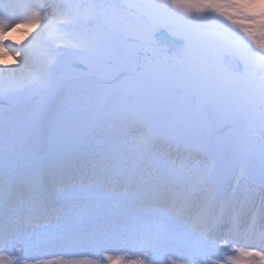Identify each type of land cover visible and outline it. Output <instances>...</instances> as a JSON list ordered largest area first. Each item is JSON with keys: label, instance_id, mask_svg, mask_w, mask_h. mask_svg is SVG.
Here are the masks:
<instances>
[{"label": "snow or ice", "instance_id": "6c2138e0", "mask_svg": "<svg viewBox=\"0 0 264 264\" xmlns=\"http://www.w3.org/2000/svg\"><path fill=\"white\" fill-rule=\"evenodd\" d=\"M16 33L31 39L13 42ZM8 56L0 264L35 259L17 247L22 232L95 242L94 218L121 226L132 252L100 264H264V0H0V60ZM77 122L106 134L102 206L75 189L67 160L40 151L51 128ZM193 149L204 167L182 158ZM219 161L239 169L234 182ZM74 200L85 202L78 216L63 203ZM180 229L200 244L170 246ZM39 264L98 258L51 253Z\"/></svg>", "mask_w": 264, "mask_h": 264}, {"label": "rangeland", "instance_id": "374dc122", "mask_svg": "<svg viewBox=\"0 0 264 264\" xmlns=\"http://www.w3.org/2000/svg\"><path fill=\"white\" fill-rule=\"evenodd\" d=\"M23 39V37H21ZM20 39V40H22ZM25 39V38H24ZM24 41V40H23ZM22 41V42H23ZM28 41V40H26ZM157 41L161 46L165 47H171L173 44V39L172 37L166 32V31H161L159 35L157 36ZM11 57V56H10ZM13 63H11L12 65ZM4 102H0L2 104ZM106 142V143H104ZM97 144V145H107L108 141L106 138V134L104 131L90 123H80L77 122L73 124L70 127H53L49 130L48 136L46 140H42L40 146H42V150L44 153H46L48 156L51 158H54L57 153L65 154L67 148L74 149V152H76L74 155H78L81 153L79 149H84L86 146L90 148L92 145ZM73 152V153H74ZM97 155L95 156L94 162L92 163V166L95 169H99L103 167V164L107 162L108 158V152L106 151H99L96 153ZM103 155L106 160H100L99 156ZM182 158H184L188 164L190 165H195L197 167H204L208 163V158L202 153L198 152L195 149H193L191 152H183L181 153ZM210 155H215L214 153ZM78 159H74V165L77 166ZM220 166L225 169V172L229 171L228 174V182L227 183H232L233 176L237 172L236 168H229L227 163L224 161H219ZM83 165V164H82ZM72 168V167H71ZM77 170V169H76ZM76 170L72 168L71 175H70V180L74 177H72L73 174H76ZM102 180L98 174L94 176L89 177L88 179L85 180V186L77 188L75 186V189L77 191H84V192H91L94 193L96 196L99 197V199L90 201L89 203L93 206L95 205H105L110 202L111 200V193L108 190L107 185H102ZM105 187V189H103ZM77 201V200H74ZM82 206L83 209L82 211H79L78 213L70 212L66 210L69 215L71 216H78L80 215L84 209H85V202L80 201L79 202ZM93 225H95L96 230L98 232V239L95 242L90 241V245L94 244H103L106 242H110L109 240H106L108 236H113L116 233L118 234V240L121 241H126V233L123 231L121 227H119L116 224H103L101 219L99 218H94L92 221ZM103 224V227L101 225ZM184 235L186 236L185 239L183 240V243L186 245L191 244V239H196L198 242H201V237L199 236L198 233H193L189 230H185ZM37 237V239H36ZM181 237V236H180ZM53 240H58V241H64L59 237H51L50 235L41 232V234L37 233L34 238L30 239L25 236H19V242L17 244V247L20 245H23V255L26 257H34L35 259H28L27 261H22V264H39L40 261L44 259L41 254L42 252H35L33 248L35 246L39 245H48V241H53ZM169 240H172V237H169ZM45 241V242H44ZM43 243V244H42ZM65 247H67V243L65 242ZM38 247H36V250ZM46 254V253H45ZM47 255V254H46ZM84 256H88L87 254H84ZM104 256H102L103 258ZM91 258V257H90ZM100 264V263H99Z\"/></svg>", "mask_w": 264, "mask_h": 264}, {"label": "bare ground", "instance_id": "6f19581e", "mask_svg": "<svg viewBox=\"0 0 264 264\" xmlns=\"http://www.w3.org/2000/svg\"><path fill=\"white\" fill-rule=\"evenodd\" d=\"M21 37H23V39ZM13 39L14 40L22 39V40L26 41V40L31 39V36L30 35L25 36L23 33H16V34H14ZM0 63L11 65V63H14V61L12 60V58L10 56H8V57H5L2 60H0ZM104 143H106V142H104ZM108 148H109L108 144L107 145L102 144L101 146L94 144L90 148H88V146H86L84 149H79L81 151V153L78 155H74L76 153V152H74V149L67 148L68 150H66L65 154L57 153L53 159L60 157L64 160H67L70 163V166L74 170L77 169L75 171L76 174L72 175V177H74V178L71 179V183L74 187L76 186L77 188H80V187L85 186V180L91 176L95 177V175L98 174L101 178H103L101 175L103 167H101L99 169H95L92 166V163L94 162V159H95V156L97 155L96 154L97 152H99V151L108 152ZM75 158L78 159V161H77L78 165L77 166H75L74 162H73ZM99 158H100V160H103V159L106 160V158L103 155H100ZM228 174H229V171L224 172V175L222 176V179L224 180L225 183L228 182ZM103 189H105V187ZM80 201L81 200L64 201L63 203H64L66 210L73 212V214L74 213L76 214L79 211H82V209H83V206L79 203ZM119 227H121V226H119ZM184 232H185L184 229L174 231L171 235L172 241H171L170 246H175L177 244L186 245L183 243V240H182V239L186 238V236L184 235ZM37 233L41 234V231H37L35 233H33L31 231L22 232L20 234V236L28 237L30 240V239L34 238V236ZM118 234L119 233H116L113 236L112 235L108 236L106 240H109L110 242H106V243H103L101 245L94 244L92 246V245H90L91 242L88 239H85L82 243H80L77 246L65 247V245H64L65 241L53 240V241H48V245L35 246L33 248V250L35 252H42L41 254H39L42 257H45L51 253H69V252H71V253L82 254V255L88 253V255L91 258H98V264L100 263V261L103 260L102 256H106V255H125V254H127L128 256H132L131 251H126V241H121V240L117 239ZM36 239H37V237H36ZM190 240H191V244L186 245V246H188L192 249H195L200 244L198 242V240H196V239L190 238ZM36 247H38L37 248L38 250H36ZM136 250H138V249H136ZM136 250H134V251H136ZM161 258L163 259V256Z\"/></svg>", "mask_w": 264, "mask_h": 264}]
</instances>
